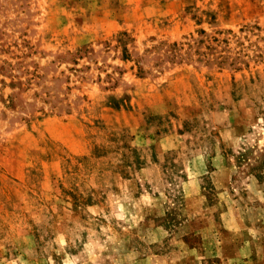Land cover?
<instances>
[{
    "label": "rangeland",
    "instance_id": "rangeland-1",
    "mask_svg": "<svg viewBox=\"0 0 264 264\" xmlns=\"http://www.w3.org/2000/svg\"><path fill=\"white\" fill-rule=\"evenodd\" d=\"M263 157L264 0H0V264H264Z\"/></svg>",
    "mask_w": 264,
    "mask_h": 264
},
{
    "label": "trees",
    "instance_id": "trees-1",
    "mask_svg": "<svg viewBox=\"0 0 264 264\" xmlns=\"http://www.w3.org/2000/svg\"><path fill=\"white\" fill-rule=\"evenodd\" d=\"M205 32V31H204ZM217 40H218V42H221V40L222 39H219V38H216ZM180 43L179 42H175L174 43V45H176V46H178ZM217 45H219V43L217 44ZM216 45V46H217ZM212 47V48H211ZM214 46H209L208 45V48L210 49V51L209 52H207V51H205L204 52V54L205 55H208V56H210V55H212V54H216L217 53V51H218V48L216 47V48H213ZM208 53H210V54H208ZM211 57V56H210ZM209 59H211V58H209ZM214 59V58H213ZM216 59L217 60H215L216 62H218V63H222V64H224V63H228L229 62V56H227V54H225V53H220L219 55H217L216 56ZM237 63V62H236ZM242 160H247V156H246V154H243L242 155ZM255 174L260 178V179H262V178H264V157H263V159L260 161V163L259 164H257L255 167Z\"/></svg>",
    "mask_w": 264,
    "mask_h": 264
}]
</instances>
